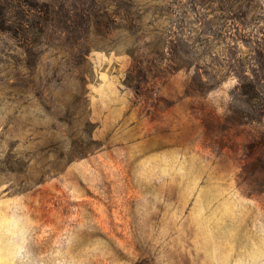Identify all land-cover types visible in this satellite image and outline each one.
Instances as JSON below:
<instances>
[{
	"label": "rangeland",
	"instance_id": "1",
	"mask_svg": "<svg viewBox=\"0 0 264 264\" xmlns=\"http://www.w3.org/2000/svg\"><path fill=\"white\" fill-rule=\"evenodd\" d=\"M8 1L0 264H264V118L228 119L234 76L191 84L218 19L264 34V0H120L130 30L107 35Z\"/></svg>",
	"mask_w": 264,
	"mask_h": 264
},
{
	"label": "trees",
	"instance_id": "2",
	"mask_svg": "<svg viewBox=\"0 0 264 264\" xmlns=\"http://www.w3.org/2000/svg\"><path fill=\"white\" fill-rule=\"evenodd\" d=\"M37 1V0H36ZM24 0L23 13L30 16L33 10L39 8L45 16H40L38 22H42V29L57 19L67 28H75L79 20L89 32L97 26L99 35H107L116 30H130L128 19L122 12L121 1L116 0H79L72 5L59 0ZM9 1L1 0L0 22L9 18ZM73 7V8H72ZM23 8V7H22ZM26 8V9H25ZM223 16L216 22V29L211 33L215 41L210 70L206 73L195 69L191 84L200 91H209L225 81L229 76L237 78V83L231 90V102L229 105L228 119L233 123H248L261 121L264 118V34L249 30V14ZM223 19V20H222ZM222 20V22H221ZM220 27H219V26ZM242 25L244 27H242ZM224 27V28H223ZM201 34L205 35L203 31ZM179 44H174L178 48ZM162 48L156 45L152 48L154 53H161ZM151 63L148 68L141 67L144 71L154 72L155 75L171 73L183 67L188 69L191 65L172 61ZM264 143V137H263Z\"/></svg>",
	"mask_w": 264,
	"mask_h": 264
}]
</instances>
